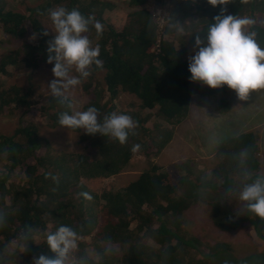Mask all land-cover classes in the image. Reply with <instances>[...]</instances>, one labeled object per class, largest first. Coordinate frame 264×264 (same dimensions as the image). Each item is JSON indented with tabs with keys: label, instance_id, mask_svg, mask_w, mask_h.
Wrapping results in <instances>:
<instances>
[{
	"label": "trees",
	"instance_id": "16d2710c",
	"mask_svg": "<svg viewBox=\"0 0 264 264\" xmlns=\"http://www.w3.org/2000/svg\"><path fill=\"white\" fill-rule=\"evenodd\" d=\"M150 2L128 0L129 11L118 29L104 17L116 7L113 0H42L27 14L7 10L0 0V29L22 41L20 48L0 57V76L22 66L59 72L56 39L41 23L54 15V27L73 53L77 80L88 98L79 119L70 124L81 152L44 156L39 129L25 122V114L39 111L49 128L61 127L71 116V100L57 92L33 109L31 86L5 87L0 80V117L25 110L12 134H0V264H67L70 236H92L89 244L77 242L70 264H264V251L239 258L227 243H216L203 258H195L179 221L194 202L191 197L198 196L193 191L217 189L225 200L229 193L241 195L244 207L241 215L227 202L210 203L213 226L224 233L251 228L264 242L258 128L223 139L214 152L217 183L205 179L180 194L182 181L173 180L174 171L191 174L192 165L160 167L153 162L173 130L158 124L147 129L151 116L144 113L155 110L152 117L175 127L194 97L210 96L216 97L218 111H230L227 88L235 69L264 52V0H205L198 5L182 0L167 8L162 25ZM241 17L250 24L244 37L236 23ZM179 30L184 35L176 40ZM214 42L222 48L215 58L223 61L221 66L211 63ZM91 69L104 72L103 88L94 83ZM121 94L134 99L129 110L116 109ZM135 155L145 158L144 170L122 188L98 194L81 184L82 179L118 176ZM89 246L95 258L87 254Z\"/></svg>",
	"mask_w": 264,
	"mask_h": 264
},
{
	"label": "rangeland",
	"instance_id": "374dc122",
	"mask_svg": "<svg viewBox=\"0 0 264 264\" xmlns=\"http://www.w3.org/2000/svg\"><path fill=\"white\" fill-rule=\"evenodd\" d=\"M6 2V9L9 11L27 14L28 7H36L42 3V0H4ZM182 0H151L149 6L155 11V17L159 25L163 24V18L166 15L167 8L175 2ZM193 4H202L205 0H191ZM117 3L116 7L104 14L106 20L120 29L124 23L125 16L129 11L128 0H113ZM54 15L42 19L41 23L53 34L57 45V65L59 72L50 70L34 71L22 67H10L7 70V75L0 76L2 84L7 87L17 85L21 87L31 86L33 90V109L40 108L44 105L48 96L59 92L72 102V113L66 123L54 129L47 125V117L39 111L26 112L25 122L35 124L39 129V135L44 141L43 151L44 156H59L63 153H80L81 148L77 144L78 135L71 130L70 124L78 120L83 113L82 108L87 102V96L81 91L77 80V73L79 66L76 63L72 51L64 42L61 33L54 27ZM60 19L58 18V21ZM190 22V21H188ZM237 25L242 36L249 33V21L246 17H241L237 20ZM263 23V21H262ZM162 35V34H161ZM160 35V36H161ZM184 35V30L177 32L176 40ZM166 38V37H165ZM176 47H179L178 41L174 37L167 36ZM175 40V41H174ZM29 41H33L29 38ZM22 41L17 38L7 37L0 29V57L16 48H20ZM211 49V63L214 66H221L223 61L216 60V56L222 55V48L217 42L210 46ZM95 52V49H94ZM257 59V58H256ZM217 62V63H216ZM239 67V68H237ZM235 69L234 74L228 83L229 97L232 103V110L226 116L218 118L214 113H210V100H201L194 97L191 102L189 113L183 118L175 127L168 126L163 120L152 117L156 114L154 111H146L145 114L151 116L146 123L147 129L156 128V124L160 127H167L173 130V135L177 132L176 137L181 136L182 140L173 141L168 144L157 156H214L208 162L197 163L194 166L191 174L185 172L174 171L173 180L176 181L181 178L182 185H180L178 192L183 194L188 192L189 185L196 186L199 181L210 179L213 183L218 180L212 175L215 169V153L218 147L225 141H217L216 135L220 133L223 126L226 128L230 126L229 134H225L224 139H229L236 135L246 132L248 130L258 128L259 133V152L258 158L261 165V172L264 174V52L259 55L257 61L247 60ZM222 71V70H221ZM94 76V83L102 87L103 71H95L91 69ZM214 78V77H212ZM105 98V97H104ZM228 98V97H227ZM105 100V99H104ZM134 103L131 95L121 94L115 101L117 110H129ZM130 106V107H129ZM137 108H135V111ZM22 110V109H21ZM18 110L13 115L0 117V134L10 135L15 128L19 126L18 118L22 111ZM117 117L121 120V115L118 113ZM95 118V115H93ZM225 131L221 132L223 134ZM174 137V136H173ZM172 140V139H171ZM217 145V146H216ZM213 148V150H212ZM40 151L39 154H42ZM212 151V152H211ZM166 158V157H165ZM153 162H157L158 166L163 164V160L155 158ZM145 158L141 155L133 156V163L125 169L118 176H113L106 179H82L81 184L86 186L90 192L100 193L105 189L122 188L129 180L134 179L145 167ZM16 182L20 181L19 174L14 177ZM196 189V188H194ZM217 189L200 187L194 193L198 196L191 197L194 201L189 209L184 213L181 222V232L187 240L190 241L191 254L195 258H203L208 252V248L216 243H227L233 248V254L242 258L247 252L256 253L264 251V242L255 235L254 231L249 228L241 227L236 231L229 233L221 232L218 228L213 226L210 217V203H217L223 206L227 202L230 208L238 211L242 215L244 201L241 195L234 196L228 194V200L221 196V192ZM198 197L200 201H197ZM220 202V203H219ZM92 236L84 238H75L70 236L65 243L67 248L66 263L73 262L76 251V244L78 241L86 243L91 242ZM87 254L95 258L94 251L91 246L86 249Z\"/></svg>",
	"mask_w": 264,
	"mask_h": 264
},
{
	"label": "crops",
	"instance_id": "0c3cea01",
	"mask_svg": "<svg viewBox=\"0 0 264 264\" xmlns=\"http://www.w3.org/2000/svg\"><path fill=\"white\" fill-rule=\"evenodd\" d=\"M257 59H255L254 61H257ZM236 72L237 71L235 70L234 73H233V75L236 74ZM227 91H229V86L227 88ZM227 97L230 100L229 93L227 94ZM208 99L210 100V109H209V112L211 114L212 113L215 114V115H212L211 117L216 116V117H218V118L221 119L222 116L228 115V113L230 111H228V112H220V111H218V109L216 108V105H215V102H216L215 101L216 100V97L215 96H210V97H208ZM225 129H226V132H224L223 134H221V132L225 131ZM229 130H230V126H227L226 128L223 126V128L220 130V133L216 135L217 141L218 142H221L225 138L224 137L225 134H229ZM177 132L178 131H176V133L173 135L174 137L170 141L171 143L169 142L170 144H172L173 141L182 140V137L181 136L176 137ZM212 150H213V148H212ZM213 157L214 156H159L158 158H159V160H161V159L163 160V164L160 167H166L168 165L176 164V163H188V164H191L192 165V168L194 169V166L197 163L199 164V163H205L206 161L208 162ZM184 172L187 173L185 170H184Z\"/></svg>",
	"mask_w": 264,
	"mask_h": 264
}]
</instances>
